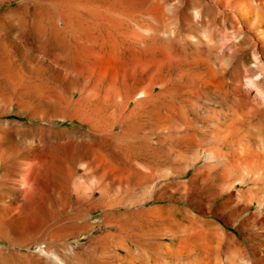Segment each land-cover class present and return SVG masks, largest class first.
Segmentation results:
<instances>
[{"label": "rangeland", "instance_id": "obj_1", "mask_svg": "<svg viewBox=\"0 0 264 264\" xmlns=\"http://www.w3.org/2000/svg\"><path fill=\"white\" fill-rule=\"evenodd\" d=\"M222 2L11 0L0 6V264H85L104 236H166L164 228L154 229L169 219L150 208L165 206L171 216L190 209L155 193L192 187L205 166L211 186H227V160L243 163L227 129L228 103L264 101V69L253 65L264 51L247 37L230 46L237 26ZM112 3L113 29L93 12L100 8L107 18ZM56 22L66 31L63 57L99 90L109 81L122 94L131 88L128 103L123 95L115 106L102 94L82 96L76 83L83 76L44 54L37 61L22 56L10 43L15 32L33 24L36 32H50ZM23 46L24 53L37 48ZM209 145L216 150L211 159Z\"/></svg>", "mask_w": 264, "mask_h": 264}, {"label": "bare ground", "instance_id": "obj_2", "mask_svg": "<svg viewBox=\"0 0 264 264\" xmlns=\"http://www.w3.org/2000/svg\"><path fill=\"white\" fill-rule=\"evenodd\" d=\"M10 1L11 0H0V6ZM221 7L227 9V15L234 21L232 25L237 26L236 32L229 37L230 46H236V40L238 38L247 37L253 42L257 51L263 52L264 0H227V2H222ZM96 9L99 10L100 8ZM97 10L93 11L94 14L97 13L96 15H98L99 18L101 17L103 19L104 17L107 19L109 22L107 24L113 29L116 26L115 16H117L115 14L114 4L112 3L109 6L107 18L105 17L106 14L104 15L101 13L103 10L96 12ZM4 14L5 12L0 14V21ZM36 23L39 22L36 20ZM54 26L55 27H53L50 32H36L35 29L38 30L39 28L38 26L34 27L33 24L31 30L29 29L26 32H15L12 35L10 43L15 44L16 47L19 48V54L22 56L27 55L29 59L37 61L39 57L44 54L66 69L71 70L72 74H80L83 76L86 80L76 83L82 96L102 97L101 100L108 102L111 106L117 104L119 96L121 98L123 95L125 97L124 101L126 100L127 103L134 97L131 88L127 89L125 93L122 94L124 91L121 93V89L117 88V85H115L113 81H109V83L105 85L106 87H100L99 90L100 84L96 80L94 82L90 81L89 77H85L81 71L73 67L71 63L63 57V51L61 50L62 40L66 36V31L64 28L60 27L57 22ZM156 30L158 32L159 29ZM112 32H114V30ZM2 41L3 37L0 32V45ZM27 41L37 45L36 50L29 47V51H26V53L22 52L21 48ZM202 46L204 45L202 44ZM241 49L243 50V48ZM244 49H247V47ZM256 57L257 60L253 65L264 69V60L260 59L257 54ZM243 64L245 65L246 63ZM249 65L250 64H248V67ZM247 68L245 69L246 71ZM11 69L13 70V68ZM19 73H21V71ZM243 73L242 75H244ZM236 74L237 76L235 78L237 79L239 76L238 73ZM8 88L7 86V89ZM228 109L229 118L227 121V129L229 130L231 141L234 146H236L234 157L239 158L243 163L238 161L242 163L238 166L236 160H227V186H211L213 182V173L211 174L209 169L205 166L202 170H199L201 176L199 174L193 175L192 179L195 181L193 184H195L192 187H185L183 190H178L179 188L175 185L178 189L172 187L171 189L174 190H164V192L155 193L154 196H152L161 201L173 200L186 202V204L190 206V209L197 208L202 215L194 214L192 212L193 209L190 210L185 208L179 211V214L171 216V212L169 213V209L165 206L156 209L150 208L148 210L150 214L157 215L159 219L166 217L169 219V225L157 219L160 223L157 228L154 229L159 230L160 227L164 228L165 233H163L166 234V236H112L111 240H108V238H110L109 236H102L105 240L102 246H99L101 249L98 251L95 250V252L88 251L84 256L85 264H264V101L248 100L243 101V104H239L238 106L233 105L229 101ZM104 110L106 114L110 108H104ZM115 112L116 110L112 109L109 114H115ZM130 114L132 115L131 110L127 114V118ZM113 126V123L107 124L104 130L111 129ZM127 130L128 129H124V134ZM110 137H113V135H107L105 138L109 140ZM30 139L32 142L35 140L33 137ZM130 139H132V137ZM26 140L28 141V139ZM209 146L207 148L209 153L208 157L211 159L216 150L213 152L214 148L212 149V147ZM87 176L89 175L87 174ZM73 177L74 172H70L67 180H72ZM237 184L240 185L238 188L236 187ZM77 186L80 188L81 184L77 183ZM164 208L166 215H159V210ZM144 210L146 212V209ZM220 218L227 224V230L221 225L219 221ZM235 230H238L239 233L237 234ZM152 234L154 235V233ZM97 239H100V237ZM100 242H102V240Z\"/></svg>", "mask_w": 264, "mask_h": 264}]
</instances>
